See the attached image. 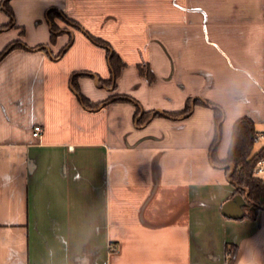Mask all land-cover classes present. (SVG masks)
I'll use <instances>...</instances> for the list:
<instances>
[{"label":"crops","instance_id":"1","mask_svg":"<svg viewBox=\"0 0 264 264\" xmlns=\"http://www.w3.org/2000/svg\"><path fill=\"white\" fill-rule=\"evenodd\" d=\"M2 2L0 264H264L210 157L211 105L218 160L237 119L264 134V0Z\"/></svg>","mask_w":264,"mask_h":264},{"label":"trees","instance_id":"2","mask_svg":"<svg viewBox=\"0 0 264 264\" xmlns=\"http://www.w3.org/2000/svg\"><path fill=\"white\" fill-rule=\"evenodd\" d=\"M9 0H3L2 4L5 11L11 15V11L8 8ZM96 44L102 45V42L93 39ZM19 42L10 44L4 51L0 53V58L3 57L10 49L19 46ZM113 58V55L111 56ZM117 74L114 73V77ZM149 80L152 78L148 75ZM195 103H200L195 101ZM214 110V118L216 125V134L214 140L210 146V157L215 165L221 166L229 175L230 181L236 188V193L240 192L247 194L246 200L254 204L257 207L264 208V180L255 176L254 169L257 163L264 157V146L258 151L254 152V144L257 140V132L255 130L254 122L247 118L242 117L237 119L232 128V137L229 145L227 157L223 160H218L216 157V148L221 133V123L223 120L222 110L214 105H211ZM191 107L190 103L186 104L184 109L177 113L168 114L171 117H177L189 113ZM140 114L139 110H136V115ZM159 115V113L154 114ZM151 117V114L142 115L138 122L143 123Z\"/></svg>","mask_w":264,"mask_h":264},{"label":"water","instance_id":"3","mask_svg":"<svg viewBox=\"0 0 264 264\" xmlns=\"http://www.w3.org/2000/svg\"><path fill=\"white\" fill-rule=\"evenodd\" d=\"M242 201L240 196L226 201L221 208L222 214L233 219L240 218L242 216Z\"/></svg>","mask_w":264,"mask_h":264},{"label":"built area","instance_id":"4","mask_svg":"<svg viewBox=\"0 0 264 264\" xmlns=\"http://www.w3.org/2000/svg\"><path fill=\"white\" fill-rule=\"evenodd\" d=\"M42 127L40 125H35L32 130V135L36 138L41 137L42 135ZM257 140H263L264 141V134L263 135H257ZM255 176L258 175H264V158H262L256 165L254 169ZM112 250H115V247L112 248Z\"/></svg>","mask_w":264,"mask_h":264},{"label":"rangeland","instance_id":"5","mask_svg":"<svg viewBox=\"0 0 264 264\" xmlns=\"http://www.w3.org/2000/svg\"><path fill=\"white\" fill-rule=\"evenodd\" d=\"M260 141V140H259ZM259 141L257 140L256 142H255V148L257 147L258 148V143H259ZM263 141V140H262ZM260 144V143H259ZM263 146H264V141H263ZM264 158V157H263ZM258 178H261V179H263L264 180V175H258L257 176Z\"/></svg>","mask_w":264,"mask_h":264}]
</instances>
